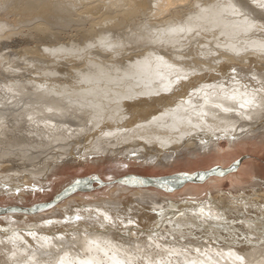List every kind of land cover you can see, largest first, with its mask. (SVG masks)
I'll return each instance as SVG.
<instances>
[{"label": "bare ground", "instance_id": "6f19581e", "mask_svg": "<svg viewBox=\"0 0 264 264\" xmlns=\"http://www.w3.org/2000/svg\"><path fill=\"white\" fill-rule=\"evenodd\" d=\"M228 4L244 15L225 11ZM245 16L257 27L245 31L239 24ZM180 25L199 36L168 33ZM261 25L264 8L256 0H0V200L42 194L48 188L41 187L65 175L59 171L69 177L132 168L190 172L213 162L227 168L247 152L264 160V106L239 109L240 94L264 81V51L253 47L264 43ZM178 75L187 79L165 91ZM231 95L236 99L226 98ZM217 104L251 118L224 113ZM225 129L236 139L212 138ZM84 142L83 153L75 146ZM242 161L208 182L228 178L235 193L261 186L260 159ZM218 184L188 183L172 192L122 185L101 199L110 208L113 199L135 189L119 205L142 228L82 220L76 228L43 234L24 228L17 232L20 240L3 231L17 225L9 218L26 223L103 212L79 194L37 214H4L0 264H264L262 196H222ZM162 202L169 204L157 208ZM201 205L223 217L232 210L238 215L233 221L246 223L201 222L195 215ZM157 231L161 239L152 238Z\"/></svg>", "mask_w": 264, "mask_h": 264}, {"label": "rangeland", "instance_id": "374dc122", "mask_svg": "<svg viewBox=\"0 0 264 264\" xmlns=\"http://www.w3.org/2000/svg\"><path fill=\"white\" fill-rule=\"evenodd\" d=\"M44 31H51V30L49 28H44ZM14 38L15 37H13V39ZM78 136H81V135H78ZM85 144H86L85 142L83 144H80V145L77 144L75 147L76 148L77 147L81 148V151L85 150V151H83V153H84V152H86V148H87L86 146L88 145V143H87L86 146H85ZM81 145H84V146L83 147H80ZM220 146H221V148L225 149L226 148V142H222L220 144ZM243 155L249 156L248 158H244V160L242 161V164L243 165L246 162L255 161V156L253 154H251V153L249 154L248 152L247 153H242L240 155V157L239 156L238 157L239 158L245 157ZM252 157H253V159H252ZM91 158H89L90 159L89 161L90 162L91 161H94L95 157L94 158L91 157ZM96 159H99V158L96 157ZM236 159H238V158H236ZM77 161H79V160H77ZM79 162H82V161H79ZM213 164H214V162L211 163V164H209V165H212V166H206L204 168L192 170L190 172L189 171H186V170H183L182 168H180V169H177L175 171L174 170H170V169L167 170V171H159L156 174H143L142 172L137 171L134 168H132L131 170H126L125 172L118 173V174H105L104 175L101 171L93 170V171H90V172H84L82 174H78V175H74V176L69 177V173L59 171L60 174H65V175H60V178L61 179L58 180V181L57 180L54 181V183L52 185L46 184V185H44V187H41V189H44V188L47 189L48 188L44 193H42V194H39V193L38 194H35L37 192L36 191L35 193H31L29 196L28 195L27 196H24V198H21L19 196H15V197L12 196L11 197L10 194L9 195L7 194L5 196V198H2L3 199L2 200L3 202L0 200V202H1L0 203V208H4V207H8V206H23V207H29V206H34V205H37V204H40V203L48 202V201L52 200V198L56 194H58V192H60L65 186H67L68 184H70L73 180L79 179V178L96 176V177H99L101 180H103L105 182H110L107 179L108 176H111L112 177V181L115 180V179H117V178H119V177H121V176L127 175V174H133V175L136 174V175H142V176L144 175V176H147V177H161V176H167V175L178 174V173H191V172H194V171L197 172V171H200V170L201 171H205V170H209V169L214 168V167H219V164H217V165L216 164L213 165ZM69 165H71V163H69ZM66 177H69V178H66ZM215 181H217V183H215L216 185L219 183L217 187H218V190L221 192V195L222 196L225 195V196H229V197H232V198L233 197L236 198V197H239L241 195H243V196L244 195H246V196L250 195L249 196V200H255V199L257 200V199H259V196H262L260 199L262 201H264V197H263L264 196V185H263L264 183H262L261 186H260V184H261L260 182L259 183H256L254 185V187L256 186L255 188L252 186L251 188L250 187L247 188L245 191L243 189L244 192L241 191V190H239V191H237L235 193V192H232L233 190L231 188V184H230V181H229L228 178H225V179L222 178L221 180H215ZM206 183H208V184H210L212 186L215 185L213 183V181L212 182H208V180H207V182H205V183L203 182L202 184L203 185H206ZM118 188L119 189L122 188L121 190H123V188H125V187L122 186V185H117L115 187H114V185H108V186H105V187H102V188H96L95 190H92V191H89V192H83V193L80 192V193H76V194L82 195L80 197H84L87 200V202L99 204L98 207L101 208L102 211L110 210V211H107L109 215H113L114 213H119V214H123L124 213L121 216V217H124V216H127V215L125 214V212H122L121 213L122 206L119 205V204H121V202L123 201L122 199H126V198H128L130 196L128 193H134L135 189L132 190V191H129V192L127 191L128 193H121L122 195H120V197L116 198V201L113 199L110 208L105 203L101 202V199L110 198V191L112 189H113V192H114V190L115 191L119 190ZM51 191L54 192V193H49ZM227 192H228V194H227ZM231 192H232L233 195H231ZM255 193L258 196L255 195ZM252 194H254V195H252ZM35 195H37V196H35ZM38 196H40V197H38ZM160 198H162V197H160ZM174 199L175 200H182V199H184V197H182L181 199L175 197ZM246 200L247 199H244V201H246ZM232 201L233 202H236L237 200H235V199L233 200L232 199ZM241 201H243V200H241ZM218 202H216V203L218 204ZM168 204H169L168 202H162L160 204H157L156 207L159 208L160 206L168 205ZM124 206H129V204L128 205L125 204ZM241 209H243V208H241ZM91 212H92L93 215L97 214V212H95V211H91ZM227 212H228V214L225 215V220L224 221H220L219 223H222L221 225H224L225 224L226 226L227 225L231 226L232 225L230 223L231 220L233 221L234 217L235 216L237 217L238 215L236 213L234 214L232 210H229V211L227 210ZM81 214L88 215V212H81ZM43 216H45V215H43ZM8 218H9L8 215L7 216L6 215H0V225H5L4 222L7 221ZM9 220L14 221L15 219L13 220V218L12 219L9 218ZM133 220L135 221V225H128L127 220H123L122 223L119 222V221H117L115 224L118 225V226H123L125 228H130V227L142 228L141 225L139 223H137V220H135V219H133ZM47 221H60V222L59 223L54 222V223L48 224V223H46ZM63 221H64V219L63 218H60V217L46 218L44 220H39V221H35V222L34 221H31V220H28V221H26V223H24L25 221L15 220V222H17V225L15 226V228H17L18 231H20V230H22L24 228H28V229H39V230H42L43 231V232H41L43 234L47 230H50V231H53V230L54 231H62L63 228L69 227V226H74V228H76V224L75 223H78V222L64 223ZM92 221L94 222V220H90V219L83 220V222L85 224H93ZM101 221H103V217H101ZM224 222H227L228 224H226ZM249 222L252 223V221H249ZM33 225H35L36 227H29V226H33ZM87 227H89V226H87ZM77 228H79V227H77ZM238 228H240V227H238ZM175 229H177V228H175ZM86 230H88V228H86ZM241 231L243 232V235H248V234H244V233H247L246 232L247 230H245V229H241L240 228V229H238L237 232L240 233ZM0 232L3 233V231H0ZM168 232H171V230H168ZM172 235L173 234L167 235V236L171 237ZM205 240H207V242H211V240L209 238H207ZM178 245H180V243H178Z\"/></svg>", "mask_w": 264, "mask_h": 264}, {"label": "snow or ice", "instance_id": "6c2138e0", "mask_svg": "<svg viewBox=\"0 0 264 264\" xmlns=\"http://www.w3.org/2000/svg\"><path fill=\"white\" fill-rule=\"evenodd\" d=\"M256 2H257L258 6L260 8H264V0H256ZM228 9L232 10V14L233 15H241V16L244 15L243 13H240L231 4L226 5L224 10L227 11ZM239 24L244 27L245 31H250V30H252V29L257 27L256 23H254L253 21L249 20L246 16L244 17V19L242 21L239 22ZM260 27L264 28V25H261ZM167 31H168L169 34H177V33H180V34H182V33L192 34V33H195L196 36H199V34H200L199 31H197L194 27H190L188 25H180V26H176V27H169ZM107 46L111 47V48L119 47V45H112V44H108ZM253 47H257L260 50L264 51V43L258 44L256 42H253ZM45 51H48V50L45 49ZM160 59H162V58H160ZM232 74L233 75L236 74V69L235 68L232 69ZM181 79H187V76H179L178 75L176 81L170 82L167 86H165L164 90L165 91H169L171 89L172 83H178L179 80H181ZM252 79H256V77L253 76ZM260 83H261V87L259 89H255V90H253L251 92L245 91V92L240 94L243 97L242 102L239 103V109L240 110H249V109H253V108H256V107L264 106V81H261ZM226 98L227 99H231V100H235L236 96L235 95H231V96H228ZM215 107L221 108L224 113H231L233 111H236V109L233 108V107H223L220 104L215 105ZM50 111H51V109H50ZM236 114L241 116L242 118H246V119H250L251 118L250 116H246L245 115V111H236ZM203 115H207V114L203 113ZM29 119H31V117H29ZM189 123H191V121H189ZM193 127L194 128H199L200 125L196 124V125H193ZM232 130L234 131V128ZM106 135H108V134H106ZM212 138L217 140V141L220 140L221 138H228V139H232V140L236 139L235 136H229L228 135V130L227 129H225L223 131L222 135H217L215 132H213L212 133ZM132 155L135 156L136 153L134 152V153H132ZM220 174L223 175L224 173L220 172ZM181 178L182 179L188 178V174H186V173L181 174ZM201 178H203V177H201ZM107 179L110 182L112 181V177L111 176H108ZM90 181H98L99 182V177L91 176V177H88V178H85V179H75L68 185V187L65 189V191L67 193L71 194L72 192H75L76 190H78L81 185L89 184ZM122 183L125 184V185H127L129 183L143 185L145 183V181L141 180V179H136V178H133L131 181H129L128 178H125L122 181ZM162 184L167 186L168 181L164 180V181H162ZM33 190H37L35 188V186H33ZM16 191L18 193L20 191V189L17 188ZM11 211L12 212H16L17 209L12 208ZM157 215L161 216V217L164 216V211L161 209L157 213ZM183 215H184V213L181 212L180 216H183ZM195 215H197L199 217L201 222H205L207 220H214V221L225 220V217H223L219 213H215V212H213L211 210H207L206 211V207L204 205H201L199 207V211H198V213H195ZM101 217H103V221L107 222L108 224H112L114 226H115V223L117 221L122 223L123 220H127L128 225H135V221L132 219V217L130 215L129 216H124V217H121V215L119 213H114L113 215H109L107 211L101 212V211H99V209H97V214H95V215L92 214L91 210H89L88 215H83V214L78 212L74 216L65 217L63 222L64 223H70V222H78V221L87 220V219L94 220L96 222H100L101 221ZM54 222L59 223L60 221H47L46 223L51 224V223H54ZM9 223L14 225L15 221H11L10 220ZM230 223L233 226L235 224H237V223L243 225V224L246 223V221H244V220L231 221ZM250 226L251 225H249V227ZM29 227H36V226L33 225V226H29ZM3 231L13 233L16 240L22 239V237L17 235L18 230L15 227L6 228V229H3ZM152 238L153 239H161L162 237L160 236V233L157 231V232H153L152 233ZM156 246L159 247L158 244ZM13 255H15V253H13ZM237 259H240L241 262L243 261L242 257H237ZM61 264H63V261H61Z\"/></svg>", "mask_w": 264, "mask_h": 264}, {"label": "water", "instance_id": "95a60500", "mask_svg": "<svg viewBox=\"0 0 264 264\" xmlns=\"http://www.w3.org/2000/svg\"><path fill=\"white\" fill-rule=\"evenodd\" d=\"M246 157H242L236 162L232 163L230 166L227 168H221V167H214L209 170L205 171H197L191 174H188V178L182 179L181 174L183 173H178V174H172V175H167V176H161V177H142L138 175H133V174H127L124 176H121L111 182H105L99 178L98 181H90L89 184L87 185H81L78 190L75 192H72L71 194L67 193L65 189L68 187L66 186L63 190H61L58 194H56L52 200L44 203H40L34 206L30 207H23V206H8L4 208H0V215L4 214H9V213H25V214H37L43 211H47L57 205V203L61 202L62 200H65L66 198L72 196L73 194L80 193V192H89L92 190H95L96 188H100L103 186H108V185H114V184H121L125 185L122 183V181L125 178H128L129 181H131L133 178L136 179H141L144 180L145 183L143 185L140 184H132L129 183L125 186L132 187V188H155L161 191H168L172 192L174 190L180 189L182 186L188 183H203L206 180H208L211 177H223L229 173L234 172L239 164L241 163L242 160H244ZM238 162V163H237ZM220 172H223L224 174L221 175ZM187 174V173H186ZM203 177V178H201ZM88 177L80 178V179H85ZM167 180L168 184L167 186L162 184V181ZM15 208L17 209L16 212H12L11 209Z\"/></svg>", "mask_w": 264, "mask_h": 264}, {"label": "crops", "instance_id": "0c3cea01", "mask_svg": "<svg viewBox=\"0 0 264 264\" xmlns=\"http://www.w3.org/2000/svg\"><path fill=\"white\" fill-rule=\"evenodd\" d=\"M239 159H240V158H239ZM259 159H260V161H259ZM259 159L255 157V160H257V162L259 161L258 163H260V166L263 168V167H264V166H263V164H264V160H262V158H259ZM237 160H238V159H237ZM234 162H235V161H234ZM234 162H232V163H234ZM247 163H249V162H247ZM261 163H262V164H261ZM230 165H231V164H230ZM230 165H229V166H230ZM258 165H259V164H258ZM262 168L259 167V169H261V170H260V173H262V174L260 175V173H258L259 176H258V175H257V176H258L260 179H263V180H264V174H263L264 172H263ZM262 176H263V178H262Z\"/></svg>", "mask_w": 264, "mask_h": 264}]
</instances>
